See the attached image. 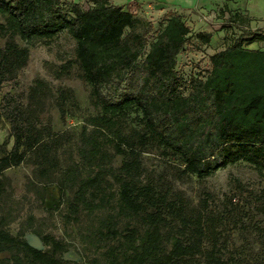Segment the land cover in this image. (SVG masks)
<instances>
[{
  "label": "trees",
  "instance_id": "1",
  "mask_svg": "<svg viewBox=\"0 0 264 264\" xmlns=\"http://www.w3.org/2000/svg\"><path fill=\"white\" fill-rule=\"evenodd\" d=\"M88 2L83 8L67 0H0V34L8 35L0 45V118L8 124L11 138L9 149L0 154V174L19 165L28 152L35 154L42 176L55 167L50 154L55 135L41 137L36 117L13 90L15 72L28 55L26 45L65 31L75 41L81 77L98 108L87 121L90 129L81 127L76 147L80 163L96 169L76 181L67 208L76 213L81 205L91 211L113 197L109 192L93 202L109 159L102 149V137L108 135L113 153L122 157L112 175L116 214L139 216L144 226L140 233L134 227L120 233L107 221L101 235L117 245L107 250L106 264H198V257L203 264H233L232 258L221 255V215L207 212L205 200L201 208L191 210L180 197L168 200L166 192L142 183L139 154L153 143L179 161L182 174L198 178L237 161L264 170V49L243 45L264 42V34L241 30L207 56L204 71L183 80L176 69L177 56L185 48L206 45L209 31H191L173 10L161 14L155 29L151 20L122 5ZM239 18L233 14L227 20L236 23ZM14 36L25 45L19 46ZM69 66L67 61L62 68ZM130 111L139 114L141 129L123 134L117 123ZM76 173L75 167L62 169V180L72 181ZM2 189L0 180V193ZM38 239L45 248H34L20 233L2 229L0 218V253H8L0 257V264H77L60 258L66 247L59 240L48 234Z\"/></svg>",
  "mask_w": 264,
  "mask_h": 264
},
{
  "label": "rangeland",
  "instance_id": "2",
  "mask_svg": "<svg viewBox=\"0 0 264 264\" xmlns=\"http://www.w3.org/2000/svg\"><path fill=\"white\" fill-rule=\"evenodd\" d=\"M67 1L80 3L83 8L89 5L88 0ZM109 1L151 20L155 29L161 14L173 10L183 16L191 31L211 33L206 45L198 50L185 48L177 56L176 69L183 80L204 71L208 67L207 56L235 39L241 30L264 34V0ZM233 14L240 17L236 23L227 20ZM0 22H3L1 15ZM7 37L0 34V45ZM14 40L19 46L25 45L17 36ZM243 45L264 49V42L259 41ZM26 46L28 55L24 65L15 72L17 84L13 91L21 94L22 102L30 107L41 137L45 140L55 135L50 154L56 164L42 176L35 154L28 152L19 165L1 172L2 229L11 235L20 233L27 243L40 249L45 247L39 243L38 235L48 234L65 245L61 259L77 264H106L107 250L117 245L115 239L101 235L107 221L120 233L125 227H134L139 233L144 228L139 216L116 214V184L112 175L122 157L113 153L110 136L102 137V149L109 159L103 165L106 171L93 202L98 203L109 192L114 195L91 211L80 205L76 213L69 212L66 203L73 195L76 181L92 176L96 169L80 163L76 147L81 127L87 125L90 129L87 121L98 113V108L93 103L90 86L81 77L74 56L75 41L65 31ZM67 61L70 66L63 70ZM117 126L123 134L140 130L139 114L128 112ZM10 143L8 124L0 118V154L9 149ZM139 159L142 183L150 182L157 192H166L168 200L180 197L191 210L201 208L205 200L207 212L221 215L217 230L223 242L222 258H232L233 264H264V170L237 161L198 178L182 174L179 161L165 155L153 143L139 154ZM67 167L77 170L72 181L62 180L61 170ZM58 187L62 188L61 193ZM164 247H168L166 237ZM203 247H207L205 242ZM122 248L116 252L120 253ZM7 256V252L0 253V257ZM197 259L198 264H203L201 257Z\"/></svg>",
  "mask_w": 264,
  "mask_h": 264
},
{
  "label": "water",
  "instance_id": "3",
  "mask_svg": "<svg viewBox=\"0 0 264 264\" xmlns=\"http://www.w3.org/2000/svg\"><path fill=\"white\" fill-rule=\"evenodd\" d=\"M39 241V240H38ZM39 243H40V241H39ZM29 244V243H28ZM30 246H32V247H34V248H37V249H39V247L37 246H33V245H31V244H29Z\"/></svg>",
  "mask_w": 264,
  "mask_h": 264
}]
</instances>
